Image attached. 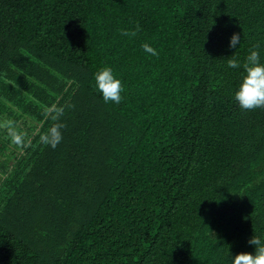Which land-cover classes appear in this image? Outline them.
Segmentation results:
<instances>
[{"label": "trees", "instance_id": "trees-1", "mask_svg": "<svg viewBox=\"0 0 264 264\" xmlns=\"http://www.w3.org/2000/svg\"><path fill=\"white\" fill-rule=\"evenodd\" d=\"M253 44L264 61V0H0V264L253 251L264 106L239 107L227 64ZM101 65L121 79L119 104L94 88Z\"/></svg>", "mask_w": 264, "mask_h": 264}, {"label": "clouds", "instance_id": "clouds-1", "mask_svg": "<svg viewBox=\"0 0 264 264\" xmlns=\"http://www.w3.org/2000/svg\"><path fill=\"white\" fill-rule=\"evenodd\" d=\"M240 40V34L233 31L228 39L229 47H236ZM141 47L153 55L158 54L156 48L148 43ZM258 44H253L243 60L229 57L227 64L230 67L240 68V79L234 86L232 96L242 109H252L264 106V61H261L257 49ZM94 88L99 91L105 103L111 101L119 104L122 99L121 79L116 75L111 66L101 65L93 72ZM63 125L53 124L44 135L45 142L55 147L61 139L60 128ZM248 242L254 245L253 251H237L232 254L229 251L230 264H264V239L252 235Z\"/></svg>", "mask_w": 264, "mask_h": 264}]
</instances>
